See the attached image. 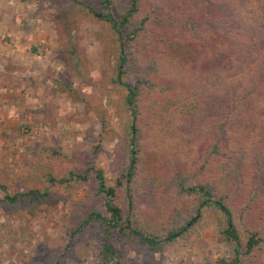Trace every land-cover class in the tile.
<instances>
[{"label":"trees","instance_id":"trees-1","mask_svg":"<svg viewBox=\"0 0 264 264\" xmlns=\"http://www.w3.org/2000/svg\"><path fill=\"white\" fill-rule=\"evenodd\" d=\"M56 1L58 15L98 29L104 68L83 83L95 97L52 81L96 114L101 133L85 155L44 145L34 182L0 171V209L34 217L73 204L65 252L91 232L98 264L187 243L212 210L218 242L234 249L216 264H264V0ZM112 94L122 119L113 185L97 164L115 138L103 104Z\"/></svg>","mask_w":264,"mask_h":264},{"label":"rangeland","instance_id":"rangeland-1","mask_svg":"<svg viewBox=\"0 0 264 264\" xmlns=\"http://www.w3.org/2000/svg\"><path fill=\"white\" fill-rule=\"evenodd\" d=\"M57 13L56 0H0V171L26 183L34 182L33 167L44 145H54L65 155H85L101 133L96 114L60 94L52 81L62 77L95 97L94 87L83 83L100 77L104 68L98 29ZM117 100L112 94L103 101L115 138L103 142L97 158L111 185L122 141ZM93 189L90 182L76 199ZM74 208L60 201L42 207L34 217L23 210L0 209V264H98L100 244L91 232L65 252L75 228L70 218ZM233 255L232 246L218 242L213 211L207 210L187 243L155 256L130 250L121 264H216L217 259Z\"/></svg>","mask_w":264,"mask_h":264}]
</instances>
